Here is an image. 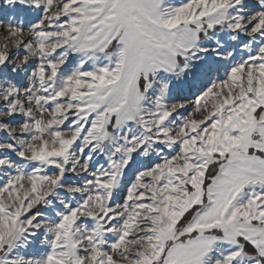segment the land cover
Wrapping results in <instances>:
<instances>
[{
    "label": "snow or ice",
    "instance_id": "obj_1",
    "mask_svg": "<svg viewBox=\"0 0 264 264\" xmlns=\"http://www.w3.org/2000/svg\"><path fill=\"white\" fill-rule=\"evenodd\" d=\"M0 264H264V0H0Z\"/></svg>",
    "mask_w": 264,
    "mask_h": 264
}]
</instances>
